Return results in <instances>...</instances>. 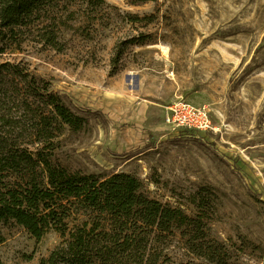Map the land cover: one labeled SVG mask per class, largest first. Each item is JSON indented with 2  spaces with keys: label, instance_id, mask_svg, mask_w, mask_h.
<instances>
[{
  "label": "rangeland",
  "instance_id": "374dc122",
  "mask_svg": "<svg viewBox=\"0 0 264 264\" xmlns=\"http://www.w3.org/2000/svg\"><path fill=\"white\" fill-rule=\"evenodd\" d=\"M2 36L0 63L28 68L88 118L84 129L58 133L55 163L132 173L148 196L188 214L192 195L208 187L207 229L226 264H264V0H54ZM136 36L151 43L128 42ZM19 88L0 77V143L11 146L36 129V104ZM179 100L208 106L214 130L168 125ZM122 131L136 147L118 148ZM137 234L149 235L152 264H219L177 233ZM0 236L3 264H39L63 240L55 230L36 239L14 222Z\"/></svg>",
  "mask_w": 264,
  "mask_h": 264
},
{
  "label": "trees",
  "instance_id": "16d2710c",
  "mask_svg": "<svg viewBox=\"0 0 264 264\" xmlns=\"http://www.w3.org/2000/svg\"><path fill=\"white\" fill-rule=\"evenodd\" d=\"M52 1L0 0V39L6 37L2 36L6 30L13 32L39 19L42 7ZM148 37L136 36L128 42L144 45L151 43ZM5 76L16 80L28 105L36 104V129L23 146L0 143V226L14 222L36 239L49 230L59 232L62 242L39 264H152L144 258L149 235L137 234L139 230L177 233L190 252L226 264L225 246L212 240L207 229L208 187L192 195L196 212L188 214L148 196L132 173L70 171L55 163L52 155L58 133L64 126L80 131L88 118L74 112L46 80L28 68L1 62L0 77Z\"/></svg>",
  "mask_w": 264,
  "mask_h": 264
},
{
  "label": "built area",
  "instance_id": "2783aa9c",
  "mask_svg": "<svg viewBox=\"0 0 264 264\" xmlns=\"http://www.w3.org/2000/svg\"><path fill=\"white\" fill-rule=\"evenodd\" d=\"M164 120L172 128L189 129L196 133L214 130L208 106H196L183 100L168 107Z\"/></svg>",
  "mask_w": 264,
  "mask_h": 264
},
{
  "label": "crops",
  "instance_id": "0c3cea01",
  "mask_svg": "<svg viewBox=\"0 0 264 264\" xmlns=\"http://www.w3.org/2000/svg\"><path fill=\"white\" fill-rule=\"evenodd\" d=\"M109 127L113 130L112 126H109ZM122 133L123 134L120 135V138L122 139V144L118 147L119 149L121 148L131 149L137 146V142H138L137 137L132 139L128 133H124L123 131ZM110 139H112L111 142H113L114 139L112 137H110ZM109 146L111 145L109 144Z\"/></svg>",
  "mask_w": 264,
  "mask_h": 264
}]
</instances>
